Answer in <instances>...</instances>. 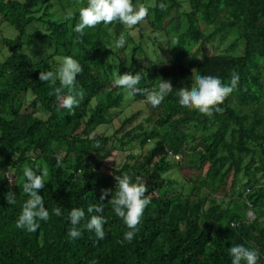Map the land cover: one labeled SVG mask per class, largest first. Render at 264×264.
<instances>
[{
	"label": "trees",
	"instance_id": "1",
	"mask_svg": "<svg viewBox=\"0 0 264 264\" xmlns=\"http://www.w3.org/2000/svg\"><path fill=\"white\" fill-rule=\"evenodd\" d=\"M49 1L0 0L1 20L18 32L15 38L3 37L10 54L0 61V264H231L228 249L241 244L258 250L257 264H264V0H142L149 10L148 30L137 24L142 29L139 42L119 22L86 29L77 42L74 27L87 0H57L63 13L38 15L43 6L49 8ZM162 3L167 5L164 10ZM37 23L47 31L32 30ZM153 34L156 40L165 39L158 47L169 51L165 61L156 60L155 49L151 54L144 43ZM121 35L126 44L115 48ZM215 39L230 43L200 58ZM38 42L53 51L44 58L25 51ZM69 55L83 68L76 87L84 98L75 115L60 108L49 94L53 88L38 78L40 71H54ZM116 62L120 74L141 75L139 88L156 90L161 79L172 88L158 107L148 104L145 120L137 123L143 112L137 111L114 134L101 133V126L114 125V113L126 99L124 89L113 87ZM233 71L240 76L239 84L219 105L222 113L209 118L180 106L179 89H190L196 75L228 84ZM136 143L141 148L152 145L143 161L131 151ZM110 144L119 160L108 173L102 163L91 162ZM26 165L38 175L44 166L49 169L38 194L50 219L39 221L32 233L16 227L29 198L23 192ZM174 168L184 183L166 176ZM8 172L14 173L12 184L5 177ZM125 173L133 182L140 176L151 199L131 242L124 240L129 229L108 203L111 192L100 200L102 189L115 193L114 176ZM243 175L248 179L237 195ZM10 191L15 204L6 199ZM90 204H100L104 211L88 213ZM56 207L62 209L59 217L52 212ZM72 208L85 211L76 226L82 237L74 242L68 238ZM250 210L255 219L249 217ZM91 215L106 220L102 240L84 229Z\"/></svg>",
	"mask_w": 264,
	"mask_h": 264
},
{
	"label": "clouds",
	"instance_id": "2",
	"mask_svg": "<svg viewBox=\"0 0 264 264\" xmlns=\"http://www.w3.org/2000/svg\"><path fill=\"white\" fill-rule=\"evenodd\" d=\"M159 7L164 10L167 5L160 4ZM148 7L144 4L134 5L133 0H87V6L79 9V22L74 27L77 35L76 41L81 42L86 29L95 28L101 22L103 25H109L119 22L129 29L142 22L148 16ZM72 17L66 16L65 19ZM177 42L174 40L173 44ZM126 44L124 35H121L115 42V48H123ZM195 69H193L194 71ZM83 68L78 60L72 56L61 58L59 66L54 71H40L39 81L47 82L53 88L50 95H55L59 102V107L67 110L69 115H75V109L83 101L84 92L76 87V80L79 74H82ZM141 75L137 72L135 75L125 73L123 75L114 74L113 87L125 90L126 99H133L137 94L146 96V101L153 108L158 107L165 95L172 88L168 80L161 79L156 90L139 88ZM240 76L235 71L231 74L230 83L225 84L220 78L211 75H196L195 82L189 88H180L177 95L179 104L189 110H196L199 113L211 118L215 113H222L223 109L219 107L226 98H228L239 84ZM59 81V87H56ZM11 118V117H7ZM95 147L99 148V142ZM138 154V153H137ZM60 157H57V164L60 163ZM182 157L175 155V160L180 161ZM9 183H14L11 174L5 175ZM23 192L29 197L22 206V210L16 221L18 229L26 230L29 233L36 232L39 227V221L47 222L50 219V213L45 207L44 198L38 194L49 177V169L44 166L41 174H37L30 166L23 169ZM116 181L115 193L111 189H102L100 200L106 199L111 192V199L108 201L112 205L115 215L121 218L129 229L124 234V240L131 242L138 231L146 207L151 203L150 197L146 196L148 191L146 184L140 176L132 178L127 174L114 176ZM6 199L9 204L16 203V196L11 191L7 193ZM104 208L100 204H90L87 208L88 213H102ZM56 216H61L62 209L56 207L52 210ZM85 217V211L81 208H72L69 212V219L73 226L68 232L70 241H75L82 237V230L76 226ZM105 218L102 215H91L84 229L94 232L98 240L105 238L104 225ZM231 264H257L259 260L258 250L247 248L244 245H233L229 249Z\"/></svg>",
	"mask_w": 264,
	"mask_h": 264
},
{
	"label": "rangeland",
	"instance_id": "3",
	"mask_svg": "<svg viewBox=\"0 0 264 264\" xmlns=\"http://www.w3.org/2000/svg\"><path fill=\"white\" fill-rule=\"evenodd\" d=\"M137 2H138L137 5L141 4L142 0H138ZM156 2H157V0H147L148 4H156ZM47 4L50 5L49 8L46 10L43 6V9L41 11L37 12L38 15H42L45 11H47V13H49L50 15H53L56 13H63V10L61 9V6L57 0H50L49 2H47ZM47 4H45V6ZM186 6L188 7V5H186ZM38 8H41V5ZM142 25H143V28H142L143 31L146 29L148 30V24H147L146 18L142 21ZM202 26L204 27V24H202ZM35 27L36 28H33L32 30L37 29L38 31H47V26L42 24V23H37ZM126 28H128V27L126 26ZM142 29H140V27L138 25H136L130 29L132 34L138 40V42L141 40L140 34L142 33ZM17 35H18V32L16 31V29L13 26H10L9 23L2 21L0 18V61L4 60L10 54L9 48L3 42V37L15 38V37H17ZM154 37H155V35L153 34L151 38H146L144 40V43H145V45H148V47L151 51V54L154 53L153 50L155 49L156 55L159 56V57L158 56L155 57L156 60L165 61L169 57V51L164 50V49L161 50L160 48H158L160 44H164L165 39L160 38L159 40H156V39H154ZM155 43L158 44L157 47L154 46ZM229 43H230L229 40H224V42L221 43V42H219L218 39H215L213 43H208L204 47V53L200 56V58L202 56L216 52L215 47L218 48V50H217L218 52L223 51V49H225V47H228ZM198 47H199V45H197L194 48V51H192L190 53V56L194 54V52L196 51V49H198ZM25 51L27 53L31 54L34 58H37V57L44 58L53 51V48L49 44H46L43 42H38L37 44H34V43L28 44L25 47ZM114 64H115V69H114V73L111 75L112 80L114 79V74L117 73V70H118V73L120 72L119 63L116 62ZM191 64H192V61L189 62V65H191ZM137 111H143L137 120V123H138L142 120H145L150 114V110L148 108L147 101L146 100L125 99L122 106L119 109H117V111L114 113V116H115L113 118L114 125L113 124H105L104 126H101L98 129V131L101 133L107 132L109 134H114L116 129H118L121 126L122 121L126 117L131 116L133 113H135ZM151 146H152L151 144H148L145 146V148H141L140 143H136V144H134V148L131 151L134 152L139 157V159L141 161H143L144 160V154L146 153L147 150H149L151 148ZM118 160H119L118 150L115 149L114 146L110 144L103 151H101L99 153L98 160L95 162H91V164L97 165L98 163H102L103 164V171L110 173L112 171V168L117 165ZM8 174H11L14 177L13 172H8ZM166 176L169 178L175 179L179 183H184V180H185L182 177V175L179 174V172L175 168L172 169L170 172H168L166 174ZM247 179L248 178L246 176H244V175L241 176V181L239 183L238 189L235 192V194L238 195L244 191L245 188L243 185H244V183L247 182ZM188 189L189 188L187 187L185 192H188ZM215 197L217 199H221L222 195L221 194H215ZM248 214H249L250 218L255 219V214L253 213L252 210H250Z\"/></svg>",
	"mask_w": 264,
	"mask_h": 264
}]
</instances>
